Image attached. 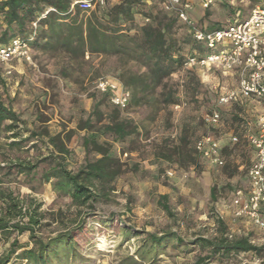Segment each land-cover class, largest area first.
Wrapping results in <instances>:
<instances>
[{"label": "rangeland", "instance_id": "rangeland-1", "mask_svg": "<svg viewBox=\"0 0 264 264\" xmlns=\"http://www.w3.org/2000/svg\"><path fill=\"white\" fill-rule=\"evenodd\" d=\"M230 1L222 0L214 5L209 10L208 23L227 24L237 11L240 17L249 15L251 0ZM119 2L110 0L109 5ZM135 19V24L144 23L139 14ZM32 39L30 37V41ZM182 48L187 49V45ZM32 50L33 62L16 60L11 63L10 73L0 64V101L11 105L31 126L41 114L48 120L45 125L52 134L61 133L62 137L71 134L67 143L71 150L69 167L77 170L88 157L99 156L93 148L90 152L86 150L84 138L93 132L82 128L93 111L95 100L100 98L96 80L113 77L124 82L136 73L140 81H145L148 79L146 66L125 53L90 52L86 48L82 54L79 50L58 47L54 42H41L33 45ZM197 75L198 79L190 78L187 70L179 68L167 78L176 91L180 108L161 103L162 88L158 86L149 97L131 104L120 114L136 125L135 133L121 142L109 135H100L99 141L109 143L113 155L119 159L121 172L108 188L97 190L100 196L93 206L78 207L69 197L53 192L50 184L41 179L42 167L31 183L35 190L24 176L3 186L0 184V188L13 191L25 202L34 199L41 204L42 222L38 234L43 238L65 232L90 214L86 217L85 234L77 242V250L86 261L71 260L67 264H131L134 262L126 258L135 256L147 234L161 236L169 232L176 233L184 244L177 246L173 241L155 257L145 261L135 259L139 264H194L198 257H205L210 251L189 242L199 237H219L218 219L225 222L229 237L248 236L253 244L264 245V230L244 219H234L231 208L235 189L248 185L247 168L253 148L246 134L249 129H257L264 103L239 95L236 101L220 108L223 118L219 125L209 126L204 115L217 107L220 96L238 89L240 72L198 68ZM113 108L106 99L102 110L108 115ZM107 120L108 116L104 117L103 123ZM99 125L96 123L93 129ZM206 134L223 139L221 144L227 146L223 166L197 156L194 143ZM31 145L24 143L23 150L3 149V153L14 160L47 153L44 145L39 150ZM125 231L130 235L126 236ZM13 237L0 236V259L7 253ZM259 256L264 263V252ZM238 262L234 255L222 259L216 256L205 264Z\"/></svg>", "mask_w": 264, "mask_h": 264}, {"label": "trees", "instance_id": "trees-1", "mask_svg": "<svg viewBox=\"0 0 264 264\" xmlns=\"http://www.w3.org/2000/svg\"><path fill=\"white\" fill-rule=\"evenodd\" d=\"M73 1L0 0V44H6L16 37H31L32 48L41 42H54L58 47L70 51L79 50L82 54L86 48L90 52L128 54L146 66L145 76L148 77L147 80L140 81L134 73L129 79L121 81L131 91L128 108L149 97L158 86L162 88L159 93L161 103L180 104L176 91L167 82V78L177 69L183 68V60L187 55H203L207 52L206 46L196 41L190 26L180 22L175 13L166 10L161 1L144 6L139 0H120L119 3L109 5V2L93 11L71 9ZM251 1V9L260 3L264 6V0ZM210 9L212 8L203 9L202 18L197 25L208 29L225 26L219 21L208 23ZM137 14L148 16L150 21L136 25ZM34 23L37 27H34ZM182 45H187V49H183ZM186 70L188 77L198 79L197 68ZM98 93L100 98L95 100L93 111L84 120L82 128H90L93 132L84 138L86 150L90 152L93 148L99 156L92 159L88 157L77 170L69 167L71 150L67 143L71 140V134L65 137L61 133L52 134L45 125L48 120H44L41 114L36 116L31 126L11 105L0 101L1 186L24 176L29 178L30 187L35 190L36 187L31 183L42 167L41 179L50 184L53 192L69 197L78 207L93 206L100 196L97 190L108 188L121 172L119 159L113 155L109 143L99 141L100 135L106 134L114 141L121 142L137 131L131 119L120 116L128 108L122 110L112 105L114 108L107 115L102 106L108 97L99 91ZM220 113L222 120L221 109ZM107 116L108 120L103 123ZM96 123L100 125L95 130L93 128ZM243 124L246 126V123ZM24 143H32L31 148L38 147V150L44 145L47 153L39 152L37 157L25 160H20L19 157L14 160L4 155L3 149L18 152L23 150L21 146ZM226 147H222V153ZM194 150L197 154L195 145ZM197 156L209 162L199 153ZM161 204L165 210H169L166 204ZM40 209L41 204L34 199L25 202L13 191L0 188V236L7 239L14 236L7 253L0 259V264H67L71 260L85 262L86 259L77 250V242L85 234L86 217L90 214L76 226L46 239L38 234L42 222ZM218 227L221 231L219 237H199L189 242L210 251L207 256L198 257L194 264H205L216 256L222 259L232 258L240 252H254L257 255L264 252V245L253 244L248 236L229 237L222 219H218ZM125 235L129 236L130 232L125 231ZM173 241H176L177 246L184 244L173 232L161 236L147 234L144 244L135 251V256H129L126 261L139 264L135 257L143 261L151 256L155 257Z\"/></svg>", "mask_w": 264, "mask_h": 264}, {"label": "built area", "instance_id": "built-area-1", "mask_svg": "<svg viewBox=\"0 0 264 264\" xmlns=\"http://www.w3.org/2000/svg\"><path fill=\"white\" fill-rule=\"evenodd\" d=\"M161 1L166 10L177 15L180 22L190 26L196 41L203 43L207 52L203 55L190 54L183 60V69L219 68L223 72L238 70L239 87L229 91L218 99L217 107L204 115L207 125L217 127L221 121L220 108L229 102L236 101L239 95L258 99L264 103V6L255 5L245 18L237 12L235 18L225 26L208 29L198 26L191 17V12L199 4L202 9L212 8L222 0H139L140 4L150 6ZM110 0H74L71 9L79 8L93 11L106 6ZM140 15V14H139ZM141 16V15H140ZM148 23V16L142 17ZM36 26V23H34ZM222 48L217 50L218 47ZM33 62L30 39L16 37L6 44H0V64L6 67L7 73L14 61ZM96 89L106 94L109 102L122 110L129 107L131 91L113 77H100L95 82ZM175 108H180L176 104ZM246 138L253 148L254 158L247 170L248 185L235 189L231 200L234 219H244L249 224L264 230V113L257 119V129L247 132ZM195 149L211 164L223 166L225 159L220 140L206 134L195 141ZM172 175V172H168ZM238 264H264L263 259L254 252H240L236 255ZM235 264V263H230Z\"/></svg>", "mask_w": 264, "mask_h": 264}, {"label": "crops", "instance_id": "crops-1", "mask_svg": "<svg viewBox=\"0 0 264 264\" xmlns=\"http://www.w3.org/2000/svg\"><path fill=\"white\" fill-rule=\"evenodd\" d=\"M230 2H233L232 0L230 1ZM202 11H203V9L201 8V6L199 5V4H197L196 6H195V9L191 12V17H192V19H193V21L195 22V23H197L201 18H202V15H201V13H202ZM237 12H239V11H237ZM237 12H236V14H237ZM235 14V15H236ZM235 15H234V17H232L231 19H229V21H232L234 18H235ZM263 52H264V45H263ZM252 131V132H255L256 131V129H249V131ZM248 132V131H247ZM222 141H223V139L220 141V143H222ZM224 142V141H223ZM222 145V144H221ZM222 147H224V145H222ZM253 158H254V151H253V154H252V159H251V161L253 160Z\"/></svg>", "mask_w": 264, "mask_h": 264}]
</instances>
